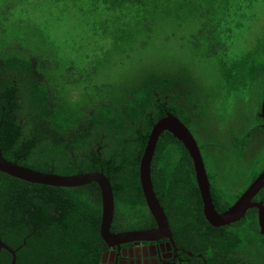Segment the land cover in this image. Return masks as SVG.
Returning a JSON list of instances; mask_svg holds the SVG:
<instances>
[{"label":"trees","instance_id":"trees-1","mask_svg":"<svg viewBox=\"0 0 264 264\" xmlns=\"http://www.w3.org/2000/svg\"><path fill=\"white\" fill-rule=\"evenodd\" d=\"M45 1L74 18L69 37L58 32L63 19L34 24L0 0L3 156L62 176L103 172L115 198L112 231L156 228L140 165L154 125L171 113L200 147L216 210H228L264 171V39L250 49L236 41L257 0ZM210 64L211 82L201 74ZM124 70V79L112 73ZM151 177L171 230L207 264H264L258 210L212 226L192 159L168 131ZM254 201L264 204V188ZM102 212L97 183L55 187L0 172V237L16 264H100ZM12 260L0 252V264Z\"/></svg>","mask_w":264,"mask_h":264},{"label":"water","instance_id":"water-1","mask_svg":"<svg viewBox=\"0 0 264 264\" xmlns=\"http://www.w3.org/2000/svg\"><path fill=\"white\" fill-rule=\"evenodd\" d=\"M260 117L264 123V99L261 106ZM170 132L188 151L196 174V180L201 193L204 215L206 220L214 227H222L243 219L250 209L258 210V224L260 232L264 235V204L254 201L256 195L264 188V171L248 187L241 197L226 211L219 213L213 203L210 181L198 143L189 128L178 117L168 113L153 127L145 148L140 165V183L146 204L155 219L157 227L150 230L112 233L111 227L115 213V198L110 179L103 172L81 173L77 175L62 176L40 172L19 165L17 162L7 160L0 152V172L20 180L55 187H79L91 183L100 186L102 194V222L101 237L109 245L133 241L157 239L160 236L171 237L172 231L168 217L158 200L152 183V161L156 151L159 137L163 132ZM7 250L13 257L12 264H16V250L10 248L0 237V252Z\"/></svg>","mask_w":264,"mask_h":264},{"label":"rangeland","instance_id":"rangeland-1","mask_svg":"<svg viewBox=\"0 0 264 264\" xmlns=\"http://www.w3.org/2000/svg\"><path fill=\"white\" fill-rule=\"evenodd\" d=\"M13 5L16 9L15 14H22L23 17H28L31 19L34 24H48L55 23L58 18L63 19L65 21V26H61L58 32L64 33L67 35L65 37H69L70 32H72L74 28V18L72 16L68 17L67 12H59L57 8L50 5L49 1L41 0H13ZM13 18V19H12ZM11 21L17 20V17H12ZM10 24V23H9ZM239 36L236 41L242 45L245 49H250L254 47L259 41L264 39V0H257L250 10V21L248 24L246 23L244 27H242L239 31ZM25 37V35L23 34ZM173 49V48H172ZM172 51V50H171ZM155 53L152 52L149 55L145 56V62H150L155 59ZM183 60L188 62L190 59V55L187 54L183 56ZM207 70L203 69L201 74L204 75L209 82L214 79L216 70L213 68V64L206 66ZM112 73H116L115 76L124 79L130 75V71H122ZM260 95L258 94L256 97L257 102L259 103ZM248 181V177L244 175L241 177L239 182L237 183L239 186L246 185Z\"/></svg>","mask_w":264,"mask_h":264},{"label":"flooded vegetation","instance_id":"flooded-vegetation-1","mask_svg":"<svg viewBox=\"0 0 264 264\" xmlns=\"http://www.w3.org/2000/svg\"><path fill=\"white\" fill-rule=\"evenodd\" d=\"M0 152L2 153L1 150ZM141 230L150 229L132 228L115 232L111 227V232L115 234ZM193 243L180 242L173 231L171 237L133 240L113 246L105 242L106 248L101 254L100 264H207L203 255L192 247Z\"/></svg>","mask_w":264,"mask_h":264}]
</instances>
